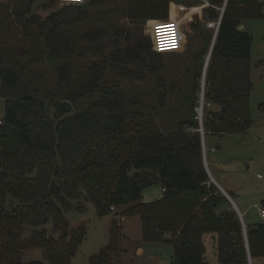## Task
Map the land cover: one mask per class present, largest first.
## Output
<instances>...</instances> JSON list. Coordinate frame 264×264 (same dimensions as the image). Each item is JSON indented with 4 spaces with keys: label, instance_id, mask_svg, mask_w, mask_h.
<instances>
[{
    "label": "trees",
    "instance_id": "trees-1",
    "mask_svg": "<svg viewBox=\"0 0 264 264\" xmlns=\"http://www.w3.org/2000/svg\"><path fill=\"white\" fill-rule=\"evenodd\" d=\"M123 1L90 0L42 18L32 13L35 0H20L12 13L22 45L6 43L9 35L0 26V264H71L86 229L70 227L63 209L83 211L86 202L99 216L127 206L117 214L139 217L144 241L172 243V264H210L207 235L217 243L220 264H254L264 257V221L245 235L235 208L218 211L230 201L211 180L201 134L190 130L199 126L202 63L188 67L187 95L172 114L165 109L178 79L167 87L157 64L163 53L153 50L150 36L136 32L142 21L165 17L173 0ZM224 1L207 0L206 18L217 20ZM257 18H264L262 2L227 1L207 71L206 99L213 106L206 109L205 135L252 125L253 34L239 26ZM201 27L191 23L189 33ZM211 31L202 33L207 45ZM106 48L103 58L82 63ZM44 61L55 64L54 86L39 71ZM152 77L156 85L140 90L138 82ZM154 185L164 188L163 197L143 201L144 190ZM50 217L59 237L36 228ZM122 235L115 218L109 243L90 256V264H120ZM34 248L43 249L44 260H24Z\"/></svg>",
    "mask_w": 264,
    "mask_h": 264
},
{
    "label": "rangeland",
    "instance_id": "rangeland-1",
    "mask_svg": "<svg viewBox=\"0 0 264 264\" xmlns=\"http://www.w3.org/2000/svg\"><path fill=\"white\" fill-rule=\"evenodd\" d=\"M258 1L264 4V0ZM19 2L20 0H0V26H2L3 29L6 28L9 36H7L5 41L9 45H14L15 43L19 45L23 44V40H21L22 28L16 24L15 15L12 13L14 6ZM88 2H90V0H87L85 3ZM122 3L124 4L123 0ZM180 4L182 3L173 0L169 4L165 17L149 18L136 26V32L140 37H148L152 32L156 20L172 19L183 25L186 33L184 48L175 54L163 53V59L157 61V64L164 67L162 73L168 76L166 82L167 87L171 85L170 83L173 79H178V89L175 92L173 100L171 97V101L168 102L167 108L165 109L172 114H177L176 108L183 103L185 96L187 95V90L190 86V80L187 75L188 67H194V63L198 60V64L202 63L203 70L206 62L211 58L213 46L216 41L215 33L204 27V25L210 21V19L206 18L205 9L211 7V4H208L206 6L207 8L195 5L189 7L187 5L184 6L185 4ZM224 4L227 5L226 0L224 1ZM224 4L222 8H224ZM46 5L49 6L47 7ZM72 6L74 5L61 4L59 0H35L32 13L45 18L54 11ZM109 6V3L104 5V7L107 8ZM217 9L221 12L220 7H217ZM120 21L121 23L127 24L125 20ZM198 21L202 23L203 27H201L200 30L192 31L190 34L191 23ZM244 27L253 34L251 75L254 82V88L250 100L252 125L247 131L230 132L223 134L222 136H214L216 134L207 133L205 135V145L208 152L207 156L211 158L213 152L210 150V145L214 142L219 144L221 147L217 148L218 152L220 151L221 155L227 160V162H230V165L224 171L228 182H223L227 184L226 186H231L228 185L231 183L236 187V192L233 193V191L230 190L228 194L232 197L237 206L239 204L238 208L243 212V215L240 214L242 216V222H244V225L247 228L257 222H261L258 206L245 209L240 206L239 197L251 200L248 203H252L255 198L262 195L264 196V18L246 19L244 21ZM208 31L212 32V41L210 45H207L202 34ZM108 52L109 49L106 48L101 50L99 54L95 53L96 55L88 53V55L82 59V63L91 64L93 59H101L104 55L108 54ZM203 55L204 58L202 61ZM40 66L39 71L46 77L47 85L54 86L55 64L49 61H44ZM138 85L140 90L147 91L156 85L155 78H146L144 82H138ZM171 103L173 106L169 107V104ZM173 108L174 110H172ZM4 110L5 101L0 97V118L3 117ZM161 111L162 113H165L163 109ZM49 114L54 116L55 110L50 108ZM204 154L206 159V152ZM211 169L214 170L213 167H211ZM218 188L220 189V187ZM159 191H161L160 185H154L147 190V194L150 198H155ZM220 191L224 194L222 189H220ZM86 204L87 208L83 211L77 209H63L65 217L70 223V227L84 226L86 229L85 237L81 242L78 251L72 257L71 264H90V256L98 253L101 248L109 243L111 225L115 218H117L122 224L123 235L120 241L121 247L127 248V239L131 240L132 237H137L139 230L141 233L142 223L139 217L125 218L120 213L117 214L115 210L107 215L99 216L97 214L96 206L92 202H86ZM125 207L127 206L119 207L117 211H123L122 209H125ZM233 207L236 208L234 205ZM218 211H220V208ZM36 228L44 229L48 235H53L55 237L60 236V231L54 227L53 217H50V220L47 223L39 225ZM124 233H126V235ZM209 237L210 235H207L206 238L207 260L210 264H220L217 257V243L215 244V242L210 240ZM148 242L152 243L145 244L146 248L153 250L158 256V259L161 258L167 264L172 263V243L164 241ZM23 258L26 261L44 260L43 249L34 248L27 250L24 253ZM117 260L122 264H142L141 260L133 258L128 252L120 255ZM254 264H264V257L255 259Z\"/></svg>",
    "mask_w": 264,
    "mask_h": 264
},
{
    "label": "built area",
    "instance_id": "built-area-1",
    "mask_svg": "<svg viewBox=\"0 0 264 264\" xmlns=\"http://www.w3.org/2000/svg\"><path fill=\"white\" fill-rule=\"evenodd\" d=\"M61 4L66 5H79L85 3L87 0H59ZM185 6V5H184ZM225 8L221 7L220 17L217 20H210L206 23L207 27L213 29L217 34L221 18L223 15ZM152 48L153 50L160 53H172V52H180L184 48L186 33L184 31L183 25L178 21L167 19V20H156L153 25L152 32L150 34ZM208 60L202 70L201 78L198 83L200 85V89L197 93V105L195 107V119L198 121V128L190 129L196 130L201 134L203 151L206 152L205 145V129H204V118L206 115V109L211 108L213 104L206 99V90L209 84L207 79V71H208ZM3 123V120L0 118V124ZM214 150V148L212 149ZM260 218L264 221V207L259 209ZM246 231L247 228L244 226Z\"/></svg>",
    "mask_w": 264,
    "mask_h": 264
},
{
    "label": "crops",
    "instance_id": "crops-1",
    "mask_svg": "<svg viewBox=\"0 0 264 264\" xmlns=\"http://www.w3.org/2000/svg\"><path fill=\"white\" fill-rule=\"evenodd\" d=\"M202 1H204V2L198 6H203V8H204L208 4H210L209 2H207L205 0H202ZM180 5H183V4H180ZM175 53H177V52H172V53H168V54H175ZM214 136H220V135H214ZM218 147L220 148L221 146L219 144H217L216 142H214L210 145V150H211V152H213V155L211 158H209L207 156L208 152L206 149V166H207V170H208V172L212 178V181H214V183H216L218 185V187H220V189H222V191H224V194L226 196L228 195L230 197L229 198L227 196L229 198L230 203H226V202L223 203L220 207L219 212L222 213V212H224L230 208H234L233 207V205H234L236 207V209L239 211V213L241 215H243V212H241V209L239 210V208H238L239 204L237 206V204L234 202L232 197L228 194L230 190L233 191V193L236 192V187L231 183L228 184L231 186H226L227 184H225L228 181H227V177L225 176L224 171L230 165V162H227V160L221 155L220 151L218 152V149H217ZM213 148H214V150H212ZM204 156H205V154H204ZM211 167H213L214 170H212ZM150 188L151 187L144 190L143 201L151 202V201H155V200H158V199L163 197V195H164V188L163 187H161V191H159L157 193V196L155 198H150L148 196L147 190ZM249 201H251V200L239 197L240 206L244 207L245 209H250V207L258 206V210H259L262 207H264V196L263 195L255 198L252 203H248ZM118 208L119 207L114 208V210L116 212H121V210L117 211ZM126 208L127 207H125V209ZM122 210H124V209H122ZM253 225H251V226H253ZM124 234L126 235V233H124ZM127 240H128L127 241L128 247L127 248L122 247L123 252L121 253V255L128 252V254L133 256V258L141 260L142 264H167L161 258L158 259V256L155 254V252L153 250L146 248L145 244L152 243V242L144 241L142 238V235L140 233V230H139L137 237H132L131 240L130 239H127ZM159 243H162V242H159ZM154 246H156V245H154ZM172 247H173V245H172ZM172 247H171V253L173 255V248ZM172 255H171V259H172ZM120 264H122V263H120ZM170 264H172V263H170Z\"/></svg>",
    "mask_w": 264,
    "mask_h": 264
},
{
    "label": "water",
    "instance_id": "water-1",
    "mask_svg": "<svg viewBox=\"0 0 264 264\" xmlns=\"http://www.w3.org/2000/svg\"><path fill=\"white\" fill-rule=\"evenodd\" d=\"M226 3H227V0H226ZM225 6H226V4H224V8H225ZM245 27H244V24H241L240 26H239V29H244ZM215 35H216V33H215ZM205 159V158H204ZM205 164H206V159H205ZM207 167V166H206ZM228 196V195H227ZM229 197V196H228ZM230 198V197H229ZM236 209V208H235ZM239 216L241 217V219H242V216L240 215V213H239ZM243 221V220H242ZM245 225H244V222H243V229H244V233H245V235H246V229H245V227H244ZM251 261V260H250Z\"/></svg>",
    "mask_w": 264,
    "mask_h": 264
},
{
    "label": "bare ground",
    "instance_id": "bare-ground-1",
    "mask_svg": "<svg viewBox=\"0 0 264 264\" xmlns=\"http://www.w3.org/2000/svg\"><path fill=\"white\" fill-rule=\"evenodd\" d=\"M214 47V46H213Z\"/></svg>",
    "mask_w": 264,
    "mask_h": 264
}]
</instances>
